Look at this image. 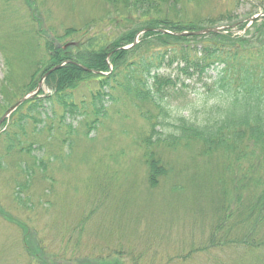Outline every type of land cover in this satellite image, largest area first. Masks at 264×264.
I'll return each instance as SVG.
<instances>
[{"label": "rangeland", "instance_id": "rangeland-1", "mask_svg": "<svg viewBox=\"0 0 264 264\" xmlns=\"http://www.w3.org/2000/svg\"><path fill=\"white\" fill-rule=\"evenodd\" d=\"M173 1L172 9L184 19L218 20L210 27L231 28L238 36L250 25L249 17L264 13V0ZM116 16L120 14L106 0H0V116L27 93L42 68L46 41L65 48L74 38L64 37L65 30L86 25L92 26L90 32L119 34L130 24L114 25ZM240 20L248 22L236 29ZM41 76H35L36 87ZM44 82L41 97L50 93ZM90 90L80 87L76 101L89 102ZM104 103L108 111L102 124L87 132L79 115L66 117L77 126L75 135L67 134L57 119L51 136L49 131L32 133L28 124V139L35 142L32 154L47 160L46 172L32 169L28 155L18 164V153H10L0 136V264H163L192 250L191 257L173 264H264V246L252 251L229 241L203 249L221 235L234 240L247 231L232 221L218 227L221 192L231 187V175L220 167L217 154H204L197 141L154 147L166 173L152 184L140 146L146 122L125 99L111 105L105 98ZM173 105L187 116L185 109L197 108L199 102L190 94ZM43 108L50 111L46 102ZM244 190L243 199H249L250 187ZM2 209L9 213L3 216ZM11 215L29 227L22 221V227L13 224L6 217ZM262 223L257 238L264 234Z\"/></svg>", "mask_w": 264, "mask_h": 264}, {"label": "trees", "instance_id": "trees-1", "mask_svg": "<svg viewBox=\"0 0 264 264\" xmlns=\"http://www.w3.org/2000/svg\"><path fill=\"white\" fill-rule=\"evenodd\" d=\"M106 1L120 14L111 18L113 24L122 21L130 27L119 34L112 30V33L90 32L89 25L82 30L70 27L63 36L74 38L65 48L46 41L42 68L34 74L27 93L36 87L37 74L40 77L52 66L65 64L47 76L44 83L49 94L26 100L5 120L0 136L6 149L18 153V164L20 157L28 155L32 169L37 167L46 172L44 161L47 160L32 154L31 146L35 142L27 136L29 123L32 133L49 131L51 136L57 119L65 125L67 134L75 135L77 126L66 120L67 114L81 116L79 123L87 132L102 124L108 111L105 98L111 105L125 99L148 127L140 146L150 183L156 184L166 173L153 148L162 145L175 148L192 141L200 143L204 154H217L220 167L230 173L231 187H224L221 192L222 216L218 227L232 221V226H247V231L234 240L221 235L218 242L208 243L203 249L229 241L252 251L264 246V234L262 238L254 234L257 226L264 224V16L245 29L242 36L233 35L231 28L186 36L174 32L199 30L204 24L212 26L218 20H186L172 9V0ZM261 6L264 10V5ZM168 7L173 11L172 16L167 13ZM246 24L242 20L234 23L236 29H243ZM155 28L173 33H162ZM143 29L147 30L137 43L122 48L131 44ZM83 86L91 88L89 102L76 101L75 93ZM190 94L199 106L186 108L189 113L184 116L173 103ZM45 102L50 111L43 108ZM38 123L42 124L40 128ZM22 167L23 173H26L24 169L31 173L30 168ZM245 187L252 191L246 200L243 199ZM5 212L1 210L3 216ZM6 217L22 227L19 223L22 219ZM194 253L192 250L168 258L163 264L183 262ZM83 263L87 262L80 264Z\"/></svg>", "mask_w": 264, "mask_h": 264}, {"label": "water", "instance_id": "water-1", "mask_svg": "<svg viewBox=\"0 0 264 264\" xmlns=\"http://www.w3.org/2000/svg\"><path fill=\"white\" fill-rule=\"evenodd\" d=\"M261 15H264V13H261V14H257V15H254V16H251L248 18L249 22H253L254 20H256L257 18H259ZM225 29V27L223 26H219V27H205V28H202V29H199V30H194V31H182V32H176L174 34L176 35H186V36H189V35H203V34H208L210 32H220L221 30ZM147 29H144L140 32H144L146 31ZM154 30H157V31H160L162 33H168L169 31L167 30H164V29H160V28H155ZM170 33H173V32H170ZM137 41L135 40L133 42L136 43ZM131 44V46L133 45ZM130 47V46H129ZM128 48V47H126ZM75 63V62H73ZM76 64V63H75ZM62 64H57L56 66H53L51 69H49L48 71H46L45 73H43V75L41 76V78L39 79L38 81V86L36 87L35 90L27 93L26 95L22 96L20 99H18L16 102H14L11 106H9L7 108V110L4 112V114L1 116L0 118V124L19 106L21 105L23 102H25L26 100L30 99V98H33L35 97L39 92L40 90L42 89V86H43V82H44V79L49 75V73H51L53 70L57 69L58 67H60ZM81 68H83L84 70H89L87 69L85 66L83 65H79Z\"/></svg>", "mask_w": 264, "mask_h": 264}, {"label": "bare ground", "instance_id": "bare-ground-1", "mask_svg": "<svg viewBox=\"0 0 264 264\" xmlns=\"http://www.w3.org/2000/svg\"><path fill=\"white\" fill-rule=\"evenodd\" d=\"M160 32V31H159Z\"/></svg>", "mask_w": 264, "mask_h": 264}]
</instances>
